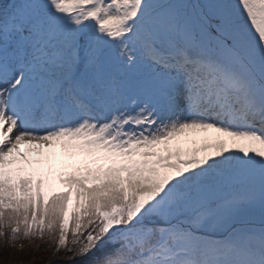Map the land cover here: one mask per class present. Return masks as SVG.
I'll return each instance as SVG.
<instances>
[{"label": "snow or ice", "instance_id": "1", "mask_svg": "<svg viewBox=\"0 0 264 264\" xmlns=\"http://www.w3.org/2000/svg\"><path fill=\"white\" fill-rule=\"evenodd\" d=\"M45 236L264 264V0H0V238Z\"/></svg>", "mask_w": 264, "mask_h": 264}, {"label": "clouds", "instance_id": "2", "mask_svg": "<svg viewBox=\"0 0 264 264\" xmlns=\"http://www.w3.org/2000/svg\"><path fill=\"white\" fill-rule=\"evenodd\" d=\"M0 247L9 248L15 253H28L39 252L40 255L35 257L30 264H34L35 259H39L41 264H52L53 261L60 259L66 260L73 258L69 255L68 251L59 250L55 244L53 237L45 236L44 238L35 239H18L12 241L11 239L5 240L0 238ZM73 253L74 249L71 250Z\"/></svg>", "mask_w": 264, "mask_h": 264}, {"label": "trees", "instance_id": "3", "mask_svg": "<svg viewBox=\"0 0 264 264\" xmlns=\"http://www.w3.org/2000/svg\"><path fill=\"white\" fill-rule=\"evenodd\" d=\"M40 255L39 252L28 253H15L9 248L0 247V264H30L35 257ZM57 261V260H55ZM53 261L52 264H66L65 260L59 262ZM34 264H41L39 259H35ZM72 264H83L82 260L73 261Z\"/></svg>", "mask_w": 264, "mask_h": 264}, {"label": "rangeland", "instance_id": "4", "mask_svg": "<svg viewBox=\"0 0 264 264\" xmlns=\"http://www.w3.org/2000/svg\"><path fill=\"white\" fill-rule=\"evenodd\" d=\"M204 135H214L212 133H208V134H205V133H199V134H189V136H195L196 138H202ZM186 137H181L178 141H174L173 142V145H176V144H180L181 146L183 147H189L191 146L189 143H186ZM59 148H57V152L59 153ZM60 259H57V261H55L56 263L59 262Z\"/></svg>", "mask_w": 264, "mask_h": 264}, {"label": "bare ground", "instance_id": "5", "mask_svg": "<svg viewBox=\"0 0 264 264\" xmlns=\"http://www.w3.org/2000/svg\"><path fill=\"white\" fill-rule=\"evenodd\" d=\"M15 134V132H13V135Z\"/></svg>", "mask_w": 264, "mask_h": 264}]
</instances>
